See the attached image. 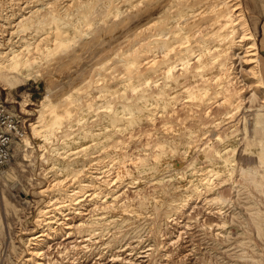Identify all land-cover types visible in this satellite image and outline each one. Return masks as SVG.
Listing matches in <instances>:
<instances>
[{
  "label": "rangeland",
  "instance_id": "obj_1",
  "mask_svg": "<svg viewBox=\"0 0 264 264\" xmlns=\"http://www.w3.org/2000/svg\"><path fill=\"white\" fill-rule=\"evenodd\" d=\"M244 33L242 0H0V52L30 50L0 54L27 131L0 170V264H264Z\"/></svg>",
  "mask_w": 264,
  "mask_h": 264
},
{
  "label": "built area",
  "instance_id": "obj_2",
  "mask_svg": "<svg viewBox=\"0 0 264 264\" xmlns=\"http://www.w3.org/2000/svg\"><path fill=\"white\" fill-rule=\"evenodd\" d=\"M26 135L22 120L0 97V170L10 160L15 145L24 141Z\"/></svg>",
  "mask_w": 264,
  "mask_h": 264
},
{
  "label": "bare ground",
  "instance_id": "obj_3",
  "mask_svg": "<svg viewBox=\"0 0 264 264\" xmlns=\"http://www.w3.org/2000/svg\"><path fill=\"white\" fill-rule=\"evenodd\" d=\"M188 13H190V11H188ZM234 16L236 18V17L239 16V14L238 13L237 14H234ZM234 21H237V20L234 19L233 22ZM237 24L238 25H241V21H239ZM241 29H243V28L241 27ZM161 31L162 30L160 29L159 32H161ZM235 32H236V30H235ZM235 43H238L241 46V48L243 46L247 45L246 48H244V51H243L244 52V55L240 56V54L238 53V56H237L241 64H243V65L244 64L245 65H251L253 63H257L258 62L257 46H256L255 41H254V38H253V36L251 34L244 33L242 35V37H241V40H238ZM0 54L8 58L7 61L9 62L8 66H9L10 70L19 69L22 65H24V66H28L29 65V54H30V50L27 49V48H26V52L25 51H22V50L19 51L18 49H16V50L12 49V50H9V51H6V52H0ZM199 57L200 56H198V58ZM199 59H202V57L199 58ZM185 65L188 66L190 64H188V62H186ZM188 68L191 69L189 66H188ZM240 69H241L240 72L245 74L246 69H244V68H240ZM249 72L252 73L250 70H249ZM3 85H6V84H3ZM240 105L241 104L239 102V104L237 105V108ZM228 134H230V133H227L226 136H228ZM35 239H38V237H35ZM33 254L36 255L37 253L35 252Z\"/></svg>",
  "mask_w": 264,
  "mask_h": 264
},
{
  "label": "crops",
  "instance_id": "obj_4",
  "mask_svg": "<svg viewBox=\"0 0 264 264\" xmlns=\"http://www.w3.org/2000/svg\"><path fill=\"white\" fill-rule=\"evenodd\" d=\"M248 24L256 39L264 79V0H242Z\"/></svg>",
  "mask_w": 264,
  "mask_h": 264
}]
</instances>
